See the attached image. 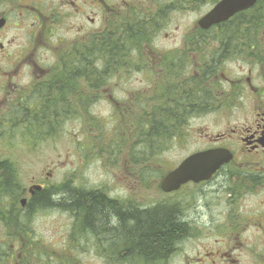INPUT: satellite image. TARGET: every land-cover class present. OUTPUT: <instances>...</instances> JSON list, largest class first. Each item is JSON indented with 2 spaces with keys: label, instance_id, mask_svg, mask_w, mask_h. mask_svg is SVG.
<instances>
[{
  "label": "flooded vegetation",
  "instance_id": "flooded-vegetation-1",
  "mask_svg": "<svg viewBox=\"0 0 264 264\" xmlns=\"http://www.w3.org/2000/svg\"><path fill=\"white\" fill-rule=\"evenodd\" d=\"M220 1L0 0V264H264V33L248 32L247 24L244 33L229 34L227 25L233 20L207 30L195 20L180 39L163 32L169 22L171 27L179 20L180 12L213 8ZM137 20L145 29L157 26L154 34H143L140 48L145 63L141 71L152 94L131 98L129 91L114 113L128 115L132 105L149 102L145 118L156 114L159 119L187 121L186 126L181 123L183 134L178 123L173 134L182 144L195 141L198 147L188 156L211 151L227 161L209 180L189 182L172 193L162 191L166 172L157 180L159 198L150 204L145 195L131 198L124 193L131 179L129 167L122 192L84 188L83 193L58 194L50 190L51 174L45 179L33 176L23 185L5 154L18 152L20 144L35 151L41 142H51L52 126L64 119L68 102L84 100L83 78L73 76L77 66L68 79L62 74L73 67L74 59L83 66V39L93 48L91 87L97 90L99 35L112 32L109 38L114 41L120 31L134 27L130 24H139ZM161 35L162 42L173 43L154 47L151 43ZM229 36L236 41L228 43ZM124 62L129 61L120 57L104 69L119 71ZM108 84L114 86L115 81ZM209 117L228 122L215 132L195 129L196 121ZM39 136L42 140L36 139ZM5 170L10 176L5 177ZM66 179L73 180L65 178L63 189ZM6 184L14 192H2ZM33 186L41 189L30 192ZM44 191L51 192L50 205L41 208L34 197ZM80 194L91 203L94 198L111 202L128 215L156 213L164 218L172 213L183 233L164 256H146L138 241L133 244L90 227L85 210L73 203ZM41 221L59 230L42 236L38 228L46 224ZM46 237L51 247L44 253L40 240ZM55 246L62 250L55 251Z\"/></svg>",
  "mask_w": 264,
  "mask_h": 264
},
{
  "label": "rangeland",
  "instance_id": "rangeland-1",
  "mask_svg": "<svg viewBox=\"0 0 264 264\" xmlns=\"http://www.w3.org/2000/svg\"><path fill=\"white\" fill-rule=\"evenodd\" d=\"M211 9L208 6H203L202 8L187 10L184 13L180 12L179 20H173L174 25L171 27V22H169L163 32H174L173 34H177L178 39H180L181 34L189 29L195 20H200ZM129 21L127 20V22ZM72 22L69 20L68 25L70 26ZM137 22L142 21L137 20ZM130 25L135 26L137 24L134 22ZM171 28H174L173 31H171ZM141 30H145V33L150 32V28L145 29L143 27ZM124 32L126 31H120V36ZM130 32L131 30L126 32V39L123 42L128 40ZM116 33L114 32L115 36H117ZM107 34L113 35L109 31ZM120 36L114 40L120 39ZM70 37H73V35ZM162 37L164 36L156 37L151 44L154 47L159 45L162 47V43H173L171 41L162 42ZM83 41H85V48L86 39H83ZM98 44L100 46L102 42ZM123 50L117 57L116 54L113 58L110 55L111 64L116 63L120 57H125V60L129 61L128 63H122L121 66L124 68L119 71L114 70L113 75L107 72V80L115 81V85L110 86L107 83L97 88V90H93L91 78H83L84 100L79 101L77 104L78 111L76 107V112L71 108V106H75V103L68 102L66 109L62 110V114L67 112L66 116L63 120H59L55 126H52L51 142H41L39 147L35 148V151L23 150L20 144V151L5 154L6 158L13 162L12 169L15 175L20 177L23 185L29 183L33 176L45 179L48 174H51L53 185L60 183L65 178H72L74 180L66 179V182H69L72 186L77 182L79 188H102L110 190V192L118 188L117 192H122L123 185L127 187L124 181V170L129 167L131 179L127 184L128 190L124 193L129 194L131 198L145 195V198H148L147 204H150L157 200L159 198L158 194L161 193L157 180L179 165L186 156L197 149L198 146L195 141L182 144L179 140L175 141L171 137L168 139V143L164 147L162 146V151L156 157L150 155L145 150V145L142 144L144 140L141 132L133 128L131 130V127H128L129 121L126 122L121 113H114V111L121 108L117 103L123 100L122 96L125 93L131 91V98H134V96L142 98L144 95L149 96L152 94V89L147 88L151 86L148 82L149 79L145 77L146 73L141 71L144 56L141 55L142 51L139 45L135 41H130L127 49L124 48ZM99 60V57L95 60V63H98L95 69H99L98 73H101L105 69ZM143 64L145 65V63ZM232 66H234V63L230 64L228 69H231ZM141 92L143 93L139 94ZM133 101L136 100L131 99V103ZM132 107L138 108L133 105ZM148 107L151 109L149 102L143 101L138 110L144 112ZM219 119L218 117H209L196 121L197 126L195 129L208 128L209 132L219 131L228 122L227 120L219 121ZM230 122L234 123L233 120H230ZM182 123L185 126L187 125V121H182ZM80 129L83 132L82 137H80ZM193 129L190 128V132L196 138L199 132L195 133ZM124 130L130 133L125 136ZM180 131L184 132L181 128ZM139 136L140 143L138 142ZM22 137V134L19 133L17 140L21 141ZM39 138L42 139V136H39ZM78 140L80 141L78 142ZM61 145L66 147H61ZM142 151L145 154L142 159L139 157L141 160L136 161L133 154L137 153L138 157ZM140 169H143L144 174L140 172ZM54 219L52 218V220ZM41 224L43 226L46 224L43 228H38L41 234L45 233L42 236H51L59 230L51 225L50 221H47V223L41 221ZM49 242L48 237L40 240L43 246L42 252L45 253L49 250L48 248L51 247ZM54 250L61 251L62 247L55 246Z\"/></svg>",
  "mask_w": 264,
  "mask_h": 264
},
{
  "label": "trees",
  "instance_id": "trees-1",
  "mask_svg": "<svg viewBox=\"0 0 264 264\" xmlns=\"http://www.w3.org/2000/svg\"><path fill=\"white\" fill-rule=\"evenodd\" d=\"M232 22H229L227 25V32L229 34L235 35L236 33L245 32V26L248 24L249 29L248 32H256V33H264V0H260L257 6L247 12L241 13L235 18L232 19ZM139 24L135 25L131 32L128 40L123 42L126 39L125 32L121 34L120 39L111 41V35L105 33L101 35L100 42L102 44L98 49V57L99 62L104 66L111 64V57L116 54V57L123 52V49H127L128 43L131 41H135L139 47L143 43L145 30H141L142 22H138ZM157 27V26H156ZM150 30L149 33H155V28ZM148 33V34H149ZM118 34V33H117ZM110 37V38H109ZM113 39V38H112ZM115 39V38H114ZM148 41V37H146ZM235 36L228 37V43L235 42ZM123 42V43H122ZM124 44V45H122ZM92 46V43H91ZM238 48V46H234ZM233 47V48H234ZM83 51V66L80 60L74 59L71 62L72 68L63 72V75L69 78L71 74V70L76 67L73 76L77 77V79L81 76L82 78H91L95 76L94 73V57L92 55L93 48L89 47ZM104 60V62H102ZM87 64H91V69H87ZM79 68V71H76ZM113 74L108 70L102 71L99 74V83L98 87L104 86L109 83L107 74ZM106 80V81H105ZM109 85V84H108ZM67 112L65 115L66 116ZM135 114H138V111H135ZM133 129L139 130L141 132V136L143 137L142 144L145 145V150L149 152L150 155L156 157L158 153H160L163 147L168 143V139L173 137V127L176 123L179 125V130L181 128L182 121L179 120L174 121L171 119L163 118L159 119L156 114H153L151 118L144 117H133L131 120ZM138 133V132H137ZM182 134V132L180 131ZM139 134V133H138ZM138 142L140 143V136L138 138ZM163 146V147H162ZM146 147H148L146 149ZM145 153L142 151L140 156L137 157V153L133 154V157L136 161L141 160ZM139 157L141 159H139ZM150 159V158H149ZM141 173L143 169H140ZM144 174V173H143ZM10 176L6 174L5 177ZM62 186L58 185L55 188H51V192L63 193L68 192L71 194H75L76 192L85 191L84 188H74L69 182L65 188L61 189ZM5 193L14 192V189L10 187V185H3V191ZM50 191H44L40 193H36L34 197L35 204L41 206L50 205ZM89 198L81 197V194L78 197H74L73 203L78 207V209H84L86 212V218L88 219V223L90 227L97 231L108 230L111 235L115 238L126 237L128 240L136 244L138 241L139 250L142 251L146 256H164L167 252L172 249L173 244L178 239L179 235L183 233L182 224L177 221L175 216L172 213H167L164 218H161L159 215L152 213L145 214H131L128 215L122 211H120L117 205L105 201L103 199H92V203L89 202ZM77 209V208H76Z\"/></svg>",
  "mask_w": 264,
  "mask_h": 264
},
{
  "label": "water",
  "instance_id": "water-1",
  "mask_svg": "<svg viewBox=\"0 0 264 264\" xmlns=\"http://www.w3.org/2000/svg\"><path fill=\"white\" fill-rule=\"evenodd\" d=\"M258 0H222L202 20L199 25L209 29L214 25L228 21L234 15L253 8ZM218 152H202L187 158L177 169L170 172L162 182V189L166 193L179 190L190 181L199 183L209 180L212 175L225 163ZM39 190L40 188L34 187Z\"/></svg>",
  "mask_w": 264,
  "mask_h": 264
}]
</instances>
